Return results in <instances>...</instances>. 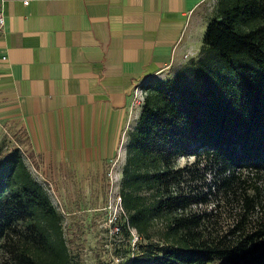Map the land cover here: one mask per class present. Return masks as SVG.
Masks as SVG:
<instances>
[{
    "label": "trees",
    "instance_id": "16d2710c",
    "mask_svg": "<svg viewBox=\"0 0 264 264\" xmlns=\"http://www.w3.org/2000/svg\"><path fill=\"white\" fill-rule=\"evenodd\" d=\"M205 52L217 55L222 71L202 63L201 87L191 86L187 74L147 86L129 133L119 226L127 234L135 229L147 243L121 264H264V199L257 185L264 178V0H218ZM191 156L229 173L220 184L224 201L239 211L227 227L197 207L209 202L211 190H189L196 162L179 167L178 161ZM159 222L161 239L154 243L151 230ZM4 259L72 264L61 215L18 151L0 158V264Z\"/></svg>",
    "mask_w": 264,
    "mask_h": 264
},
{
    "label": "crops",
    "instance_id": "0c3cea01",
    "mask_svg": "<svg viewBox=\"0 0 264 264\" xmlns=\"http://www.w3.org/2000/svg\"><path fill=\"white\" fill-rule=\"evenodd\" d=\"M202 3L0 0V123L21 132L57 187L104 179L126 160L135 85L200 51L211 18Z\"/></svg>",
    "mask_w": 264,
    "mask_h": 264
},
{
    "label": "rangeland",
    "instance_id": "374dc122",
    "mask_svg": "<svg viewBox=\"0 0 264 264\" xmlns=\"http://www.w3.org/2000/svg\"><path fill=\"white\" fill-rule=\"evenodd\" d=\"M202 7L207 16L212 17L217 13L218 0H203ZM202 63L209 65L210 69L220 72L222 64L216 54L205 52L201 53V48L196 56L184 57L181 63L174 65L173 68L165 70L161 75L156 76L150 82L163 81L172 78L178 74L190 75L188 83L194 87H201L202 80L198 73L201 72ZM143 80L139 81L135 86L139 85V89L147 90L148 84ZM143 106L141 109H134L133 129L135 128ZM22 135L20 131L10 125L0 123V158L13 151H18L24 158L28 168L32 172L34 178L41 183L49 176L37 165H34L28 158L29 153L26 140L24 137L20 141L16 138ZM128 136L124 138V147L127 146ZM126 160L115 158L108 165L107 174L102 179L101 176L93 177H67L62 179V185L57 187L55 181L51 180L52 189L46 191L52 204L60 213L62 225L64 229V237L72 256V264H121L127 260L129 255L140 250V244L145 245L147 240L138 237L135 229H131V233L127 234L126 230H117L123 224L124 214L112 223L110 218L114 215V197L120 195L122 172ZM196 162L197 174L194 178H189V186L193 192L197 191L205 195H209L207 204H200L199 209L207 212H213L211 220L227 227L228 223H232L233 215L239 211L238 207L229 206L225 200V191L220 185L227 174H219V168L211 163L208 159L201 157L196 158L183 157L178 161V166L183 167L192 165ZM69 180V181H68ZM72 182V184H69ZM192 184V185H190ZM257 185L261 189V196L264 199V178L257 181ZM236 187V186H235ZM241 187V186H240ZM241 190L239 187L235 191ZM249 194L253 195L254 190L248 189ZM232 195V192H229ZM204 195V196H205ZM112 203V204H111ZM220 203V204H219ZM111 204V206H110ZM261 210V209H258ZM217 213V214H216ZM259 212L252 213V217H259ZM162 223L155 224L151 230L154 243L159 241L161 236ZM142 249V248H141ZM1 264H12L11 261H2ZM209 264H229L225 259H215Z\"/></svg>",
    "mask_w": 264,
    "mask_h": 264
},
{
    "label": "built area",
    "instance_id": "2783aa9c",
    "mask_svg": "<svg viewBox=\"0 0 264 264\" xmlns=\"http://www.w3.org/2000/svg\"><path fill=\"white\" fill-rule=\"evenodd\" d=\"M26 3H27V1H26ZM3 25H4V17L2 15H0V30H1ZM185 57H189V55H186ZM6 60H7V56H2L0 58V61H6ZM161 74H162V71L158 72L155 75L146 77L145 79H143V81L145 83H147V82L149 83L156 76L160 77ZM161 76H164V75H161ZM146 95H147V90L139 89V85L134 87V89L132 91V96H131V106H130L131 112L134 109H141V107L144 106ZM40 184L45 188L46 191H49L50 189L53 188L51 180H49V179L42 180ZM111 204H110V206H111ZM112 206L114 207L115 211H114L113 218H110V221L112 223H115L119 219V217L122 216V214L117 215L118 212L123 213L122 211H124L121 195H116L114 197V204ZM116 229L120 230L119 227H117Z\"/></svg>",
    "mask_w": 264,
    "mask_h": 264
}]
</instances>
